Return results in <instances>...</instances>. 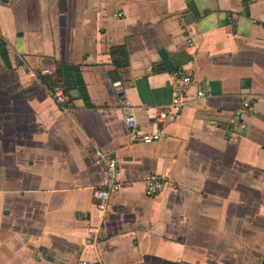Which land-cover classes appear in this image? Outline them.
<instances>
[{
    "label": "crops",
    "instance_id": "1",
    "mask_svg": "<svg viewBox=\"0 0 264 264\" xmlns=\"http://www.w3.org/2000/svg\"><path fill=\"white\" fill-rule=\"evenodd\" d=\"M177 68L191 101L157 122ZM116 80L158 140L130 141ZM81 260L264 264V0H0V264Z\"/></svg>",
    "mask_w": 264,
    "mask_h": 264
},
{
    "label": "built area",
    "instance_id": "2",
    "mask_svg": "<svg viewBox=\"0 0 264 264\" xmlns=\"http://www.w3.org/2000/svg\"><path fill=\"white\" fill-rule=\"evenodd\" d=\"M118 16L122 15V12L117 14ZM193 82V77L184 71L183 69L177 68L171 73L170 85L172 89V99L170 104L166 107H163L158 113L157 122L167 119L169 114L180 112L191 100L186 95V90ZM114 90L120 94L121 98V107L124 111V121L128 128L129 139L132 142L138 143H151L158 140L161 137V133L154 129L153 131H143L134 115L131 111L132 105L130 101L124 96L123 88L119 80L113 81L112 83ZM50 93L53 96L55 102L59 105H66L69 100V94L67 91L60 85L53 86L50 89ZM209 93L204 86H200L196 92V99H201L207 96ZM243 107L251 108L252 103L249 97H246L243 101ZM241 114V110L238 109L234 112V119L238 120ZM94 155L99 163L104 168L106 179L104 185L101 188L96 189L95 191V201L97 207L101 211H105L107 207V202L110 196L117 192L120 189V180L118 178V164L117 159L111 155L108 151L102 150L101 148L96 147L94 149ZM145 191L148 195L157 194L164 187L163 180L156 175L155 173L148 174L144 180ZM100 232V227L95 231V234L98 235ZM79 264H101L100 262H89L81 260Z\"/></svg>",
    "mask_w": 264,
    "mask_h": 264
},
{
    "label": "trees",
    "instance_id": "3",
    "mask_svg": "<svg viewBox=\"0 0 264 264\" xmlns=\"http://www.w3.org/2000/svg\"><path fill=\"white\" fill-rule=\"evenodd\" d=\"M121 50L123 52V55H126L125 50L122 47ZM44 81L52 82L55 86L60 85L63 87V80L60 69H57L54 74L46 75L44 77Z\"/></svg>",
    "mask_w": 264,
    "mask_h": 264
}]
</instances>
